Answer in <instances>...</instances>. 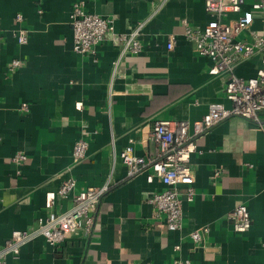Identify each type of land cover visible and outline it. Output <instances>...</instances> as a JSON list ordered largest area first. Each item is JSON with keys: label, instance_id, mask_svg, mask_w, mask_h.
I'll list each match as a JSON object with an SVG mask.
<instances>
[{"label": "crops", "instance_id": "0c3cea01", "mask_svg": "<svg viewBox=\"0 0 264 264\" xmlns=\"http://www.w3.org/2000/svg\"><path fill=\"white\" fill-rule=\"evenodd\" d=\"M73 1L0 0V247L13 230L46 218V193L66 177L76 185L69 198L56 200V212L87 187L110 182V188L90 234L69 233L56 246L39 237L5 264H174L177 254L193 264H264V130L256 123L231 116L197 139L196 196L188 201L181 194L180 230H169L148 201L162 190L161 181L149 182V170L130 176L119 158L128 144L139 156H155L157 119L193 122L211 102L230 104L226 75H211L210 59L184 35L183 18L196 26L209 20L204 0H84L88 11L112 18L115 30L84 55L73 48ZM140 22L142 50L122 52L117 36ZM18 28L29 32L27 43H17ZM14 58L23 65L9 72ZM260 64L253 57L237 74L252 77ZM260 118L264 125V113ZM81 138L89 142L88 156L66 172ZM18 151L28 155L20 167L12 161ZM240 202L252 225L235 233L228 213ZM203 226L209 232L193 242L190 234Z\"/></svg>", "mask_w": 264, "mask_h": 264}, {"label": "built area", "instance_id": "2783aa9c", "mask_svg": "<svg viewBox=\"0 0 264 264\" xmlns=\"http://www.w3.org/2000/svg\"><path fill=\"white\" fill-rule=\"evenodd\" d=\"M209 20L205 26L192 25L183 18L184 35L195 51L210 59L209 73L224 74L227 77L225 96L229 105L223 102H211L207 112L193 122L187 119H157L153 123L151 137L157 144L153 157L135 154L133 144H128L119 153V158L128 166L129 175L133 176L149 170L147 180L159 179L163 184L160 191L149 199L153 213L164 216L166 226L171 231L183 226V197L193 201L196 196L195 176L191 164L192 155L197 151V139L211 128L231 116H240L256 123L262 130L264 125L260 115L264 113V0H204ZM73 48L79 54L94 53L107 31L114 30V20L86 9L84 0H74L70 13ZM17 23L24 17L15 16ZM258 23V26L256 24ZM144 23H138L130 32L117 36L122 44V52L139 53L142 50L140 35ZM19 44L29 41V32L23 28L14 31ZM1 40V39H0ZM176 41L175 34H170L166 47L172 50ZM258 56L261 64L256 75L248 78L237 74V67L243 62ZM23 65L20 58H14L7 66L14 72ZM78 103V107H81ZM22 110H27V103H22ZM89 142L79 139L73 147L74 164L88 156ZM28 160V155L18 151L12 161L19 167ZM220 173L215 170V175ZM76 185V179L66 177L56 191L46 193L48 215L27 229L13 230L0 247V264H5L9 256H18L21 247L41 237L48 244L56 246L69 233L79 231L90 234L96 223V216L104 194L110 188V182L101 187H87L72 195V205L60 212L53 210L58 198H69ZM183 191H182V190ZM232 230L243 233L252 225L248 206L240 202L228 213ZM208 226L194 230L190 236L193 242L200 241L209 232ZM180 249L179 244L176 245ZM174 264H193L191 259L177 254Z\"/></svg>", "mask_w": 264, "mask_h": 264}, {"label": "rangeland", "instance_id": "374dc122", "mask_svg": "<svg viewBox=\"0 0 264 264\" xmlns=\"http://www.w3.org/2000/svg\"><path fill=\"white\" fill-rule=\"evenodd\" d=\"M248 1H251V0H248Z\"/></svg>", "mask_w": 264, "mask_h": 264}]
</instances>
